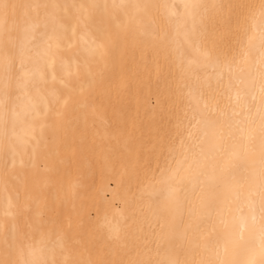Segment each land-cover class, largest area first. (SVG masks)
I'll return each instance as SVG.
<instances>
[{"label": "bare ground", "instance_id": "6f19581e", "mask_svg": "<svg viewBox=\"0 0 264 264\" xmlns=\"http://www.w3.org/2000/svg\"><path fill=\"white\" fill-rule=\"evenodd\" d=\"M3 2L8 131L25 144L0 152V260L29 219L56 225L25 241L49 264L258 260L260 0Z\"/></svg>", "mask_w": 264, "mask_h": 264}, {"label": "snow or ice", "instance_id": "6c2138e0", "mask_svg": "<svg viewBox=\"0 0 264 264\" xmlns=\"http://www.w3.org/2000/svg\"><path fill=\"white\" fill-rule=\"evenodd\" d=\"M12 7L7 3H4L3 0H0V23L3 25H7L8 15H9V8ZM81 9H84V5L79 6ZM89 8H96L97 5H89ZM104 8H107L108 5H103ZM116 7H123L122 5ZM259 17H260V26L259 32L257 35H249L248 42L251 46L255 47V42L258 40L259 42V49H260V56L262 61H264V0H260L259 4ZM103 39V37H101ZM161 42L163 41V37H160ZM221 42L227 40V36L220 37ZM105 46L111 51V41L106 40ZM102 54V53H101ZM261 80H262V87L261 91L264 93V64H262V71H261ZM12 81V62L10 59H6L3 68L2 74H0V125H3V138L4 143L0 145V152H3L5 155L9 151L15 153L17 147H23L25 144L24 140L20 138H16L15 142L13 137L15 133L12 134L8 131V123H9V88L11 86ZM42 97L41 93L38 90L35 98L32 100L30 104V108L32 111H35L40 104ZM46 107V105H45ZM13 116L16 114L13 112ZM46 115V113H45ZM259 134L261 138V145L264 147V103H262L259 109ZM15 124V121H13ZM252 129H248L249 138H251ZM250 196L257 195L259 197V213H260V226L258 230V235L255 237L253 241L252 248L250 251L256 255L258 254L259 259H253L250 262H246V264H264V152L261 154V164H260V172H259V183H258V190L253 193L250 191ZM8 205L11 207L12 199L8 197ZM19 199V197H17ZM255 206V202H253ZM23 213V209H21V214ZM6 218H11L13 221L15 220V215L12 213H8ZM256 216L253 215V221H256ZM56 225L52 222L49 223H34L31 219L25 224L24 231L22 234L18 233L17 226L15 223H12L8 230H7V238L9 239L8 248L5 250L6 255L8 258L0 260V264H14L11 256L13 253L17 251V243L20 242V252L24 257H27L23 260V264H49L47 260L44 259H36V250L34 249L31 243L25 244V241H28L31 237L32 232H43L48 228H55ZM4 232V225L0 223V233ZM66 264H76L75 261H68Z\"/></svg>", "mask_w": 264, "mask_h": 264}]
</instances>
